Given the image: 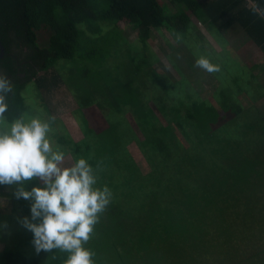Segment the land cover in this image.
Returning a JSON list of instances; mask_svg holds the SVG:
<instances>
[{
	"label": "trees",
	"instance_id": "1",
	"mask_svg": "<svg viewBox=\"0 0 264 264\" xmlns=\"http://www.w3.org/2000/svg\"><path fill=\"white\" fill-rule=\"evenodd\" d=\"M107 1L108 8L98 11L92 0H0L5 50L0 59V117L23 119L27 85L49 88L46 75L56 62H79L76 53L91 43L80 54L84 93L78 104L98 101L109 123L99 131L84 119L82 139L70 133L59 137L63 155L71 153L82 176L80 183L50 196L58 180L45 185L37 177L18 180V187L33 202L39 198L45 209L46 225L38 231L45 253L27 256L7 249L0 253V264H92L90 260L107 254L126 257L119 264H145L158 244L169 246L179 236L189 239L192 227L197 231L204 226L210 214L264 190V113L240 102L241 93L256 92L255 85L264 92L251 68L245 64L243 72L235 64L220 74L209 62V71L222 80L212 102L192 85L182 86L184 78L174 81L162 74L154 66L160 59L156 52L155 60L144 59L118 73L102 67L108 58L96 59L94 47L103 36L96 21L133 25L148 50L155 32L169 25L185 37L194 16L223 30L241 24L264 52V0H171L174 12L161 0ZM83 23L88 25L85 30L80 28ZM43 29L53 31L49 48L39 44ZM97 64L101 73L109 72L107 77L88 76ZM133 142L151 172L144 173L133 156ZM84 191L88 194L82 196Z\"/></svg>",
	"mask_w": 264,
	"mask_h": 264
},
{
	"label": "rangeland",
	"instance_id": "2",
	"mask_svg": "<svg viewBox=\"0 0 264 264\" xmlns=\"http://www.w3.org/2000/svg\"><path fill=\"white\" fill-rule=\"evenodd\" d=\"M161 3L170 12L176 11L171 0H161ZM92 4L98 11L108 8L107 0H92ZM94 25L103 32L102 39L94 46L95 56L96 59L108 58L102 67L108 68L109 72L117 70L119 73L131 64L137 67L136 63L144 59L153 61L158 54L160 59L154 66L162 74L174 81L184 78L182 86L192 85L200 96L212 102L216 100L215 93L222 80L209 71V62L215 63L220 74L235 64L242 71L247 66L258 76V83L264 85V52L253 43L241 24L223 30L192 16L185 37L184 32L176 31L172 25L164 27L162 32L156 31L149 40L153 50H146L144 43L137 39L138 30L133 25L104 21H96ZM87 26L83 23L80 28L85 30ZM52 35V30L40 31V46L49 48ZM91 48L92 44L86 43L76 53L79 62H56L55 69L65 66L67 72L51 70L46 75L49 88L40 89L35 82L27 85L23 94L28 109L23 119L10 122L0 117V253L7 249L19 250L27 256L38 257L45 253L38 233L39 228L46 225L45 209L39 198L33 202L31 195L18 187V180L37 177L42 185L58 180L50 196L80 183L82 176L71 153L63 155L64 144L58 141L59 137L70 133L75 140L82 139L81 123L84 119L99 131L109 124L98 101L85 106L78 104L81 93H84L81 89L84 61L80 54ZM217 49L223 51L222 56ZM206 50L210 54H204ZM98 67L99 64L89 69L91 79L98 80L101 75L107 77L109 72L101 73ZM245 77L250 79L248 70ZM64 81L71 83V88ZM254 88L256 92L250 96L246 92L241 93L240 102L245 108L254 105L264 113V92L257 85ZM114 112L118 113L116 108ZM129 148L144 173L151 172L139 145L133 142ZM87 194L88 191H84L82 196ZM208 218L211 219L197 231L192 227L189 239L183 241L187 235L179 236L176 243L172 241L169 246L158 244L154 253L146 257L145 264H264V190H258L256 196L247 202L210 214ZM102 256H96L90 260L91 263L119 264L124 261V256L116 254ZM102 259L105 263L101 262Z\"/></svg>",
	"mask_w": 264,
	"mask_h": 264
},
{
	"label": "water",
	"instance_id": "3",
	"mask_svg": "<svg viewBox=\"0 0 264 264\" xmlns=\"http://www.w3.org/2000/svg\"><path fill=\"white\" fill-rule=\"evenodd\" d=\"M0 48H1V55H0V59H1V57H3L5 53L4 47L1 42H0Z\"/></svg>",
	"mask_w": 264,
	"mask_h": 264
}]
</instances>
